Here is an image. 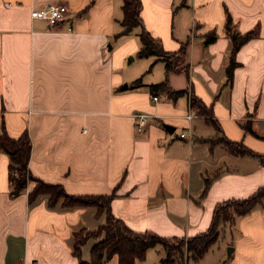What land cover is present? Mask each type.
I'll return each mask as SVG.
<instances>
[{
	"label": "crops",
	"instance_id": "obj_1",
	"mask_svg": "<svg viewBox=\"0 0 264 264\" xmlns=\"http://www.w3.org/2000/svg\"><path fill=\"white\" fill-rule=\"evenodd\" d=\"M55 1L69 5L70 20L49 27L32 17ZM141 1L143 25L165 51L186 44L180 70L138 55L142 26L121 33L123 0H0V132L29 131L36 178L70 194L114 193L112 213L131 229L189 237L210 227L218 202L264 185V0ZM229 16L236 31L254 32L231 80ZM164 80L166 89H151ZM138 112L151 115L143 131ZM227 140L251 152H231ZM9 163L0 151V264H78L74 233L98 228L106 212L51 205L47 193L31 202L35 180L12 196ZM96 241L83 245L84 260ZM151 248L159 264L161 244L136 264ZM196 264H264V201L222 224Z\"/></svg>",
	"mask_w": 264,
	"mask_h": 264
},
{
	"label": "trees",
	"instance_id": "obj_2",
	"mask_svg": "<svg viewBox=\"0 0 264 264\" xmlns=\"http://www.w3.org/2000/svg\"><path fill=\"white\" fill-rule=\"evenodd\" d=\"M141 0H123L124 17L122 20V34L128 33L136 26H142L140 33L141 48L138 55H156L165 60L167 71L180 70L186 53L184 43L178 51H165L162 41L144 27L141 18ZM227 31L233 42L231 61L227 68L229 80L233 77V70L237 65L235 53L241 45L253 37L254 32L245 34L236 31L232 17L227 19ZM217 34L212 32L207 36V42L215 40ZM140 82V79L137 80ZM153 91L166 89V80L151 84ZM195 102V99H194ZM204 107V106H203ZM226 145L231 152H251L238 142L227 140ZM0 151L9 154V178L11 182V195L16 196L23 191L28 182L37 181V185L29 192V200L34 201L39 195H50L51 205L62 200L64 206H96L99 212H106V221L96 229L82 228L74 233L73 253L79 258L78 264H105L114 254L119 255V264H136L137 259H145L147 250L157 244L165 249V255L159 264H196L197 261L211 248L220 235V227L227 222H234L237 216H243L263 203L264 185L245 198H231L218 202L214 208L213 219L210 227L196 235L189 237H167L146 230L135 231L131 229L121 218L116 217L111 210V194H86L77 195L66 192L61 184L47 183L33 176L29 168L32 152V141L29 131L26 129L17 137L11 136L3 126L0 132ZM91 238L97 239L91 248V259L82 258V247Z\"/></svg>",
	"mask_w": 264,
	"mask_h": 264
},
{
	"label": "built area",
	"instance_id": "obj_3",
	"mask_svg": "<svg viewBox=\"0 0 264 264\" xmlns=\"http://www.w3.org/2000/svg\"><path fill=\"white\" fill-rule=\"evenodd\" d=\"M70 7L66 2L63 1H55L49 4H46L40 8H34L31 12L33 18H39L44 20L49 27H57L61 22L65 21L66 19L70 20L69 17ZM154 100H158L159 96L154 95ZM194 115H196V111L191 109L187 113V118L191 119ZM137 118V130L143 131L146 124L149 122L150 114L144 112H138L135 114ZM188 135L187 131H183L181 136Z\"/></svg>",
	"mask_w": 264,
	"mask_h": 264
},
{
	"label": "rangeland",
	"instance_id": "obj_4",
	"mask_svg": "<svg viewBox=\"0 0 264 264\" xmlns=\"http://www.w3.org/2000/svg\"><path fill=\"white\" fill-rule=\"evenodd\" d=\"M227 223L230 224V222H227ZM227 252H229L228 248H227ZM160 253H161L160 248H151L150 251H148L147 264H157Z\"/></svg>",
	"mask_w": 264,
	"mask_h": 264
},
{
	"label": "water",
	"instance_id": "obj_5",
	"mask_svg": "<svg viewBox=\"0 0 264 264\" xmlns=\"http://www.w3.org/2000/svg\"><path fill=\"white\" fill-rule=\"evenodd\" d=\"M124 87H127V84H125ZM167 128H170V125H169V124L167 125ZM231 249H232V248H230L229 251H231Z\"/></svg>",
	"mask_w": 264,
	"mask_h": 264
}]
</instances>
